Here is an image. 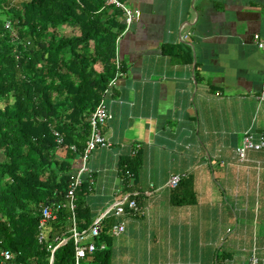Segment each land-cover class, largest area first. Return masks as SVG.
Returning <instances> with one entry per match:
<instances>
[{
    "label": "crops",
    "instance_id": "1",
    "mask_svg": "<svg viewBox=\"0 0 264 264\" xmlns=\"http://www.w3.org/2000/svg\"><path fill=\"white\" fill-rule=\"evenodd\" d=\"M125 2L140 17L120 39L125 74L105 97L112 146L90 152L78 200L92 222L136 195L139 212L111 218L125 226L112 264H248L253 252L264 264V148L248 162L234 151L246 132L264 136L253 39L264 38V0ZM136 144L142 164L125 183L118 162ZM173 175L192 177L195 203H171Z\"/></svg>",
    "mask_w": 264,
    "mask_h": 264
},
{
    "label": "trees",
    "instance_id": "2",
    "mask_svg": "<svg viewBox=\"0 0 264 264\" xmlns=\"http://www.w3.org/2000/svg\"><path fill=\"white\" fill-rule=\"evenodd\" d=\"M13 1L0 0V252L9 251L16 264H49L47 245L67 237L69 212L57 214L48 243L39 244V206L64 199L89 136L87 119L115 76V44L125 25L121 10L107 0ZM53 131L62 137L60 145ZM139 152L119 159L125 183L141 167ZM87 183L82 179L76 191L80 229L91 224L77 198ZM193 188L191 176L181 178L171 203H195ZM111 218L104 219L96 241L104 249L79 264H112L109 232L117 222ZM52 264H75L72 240L54 251Z\"/></svg>",
    "mask_w": 264,
    "mask_h": 264
},
{
    "label": "built area",
    "instance_id": "3",
    "mask_svg": "<svg viewBox=\"0 0 264 264\" xmlns=\"http://www.w3.org/2000/svg\"><path fill=\"white\" fill-rule=\"evenodd\" d=\"M16 0H14V4ZM125 0H107L105 3L111 7L117 8L122 12V20L125 25V28L121 35L117 38L115 44V68L116 73L115 76L112 77L108 83L107 88L104 90L103 95L97 106L94 108L92 113L88 117L89 123V136L85 142L84 149L80 154V159L77 162V167L73 174V177L68 184L67 192L64 196V199L61 201H53L51 203H46L39 206L40 210V220L38 225V235L37 240L39 244H47L48 243V226L55 222L57 219V214L63 210L67 209L69 215L67 217V237L57 236L55 237V241H57V245L53 248L52 243L50 242L47 245V248L51 250V256L49 259V264L53 262V253L54 251L61 245L65 244L68 240H72L75 251V264H79L82 259L86 257V255L93 253L97 248L104 249L105 245L100 243L97 246V239L101 233V227L103 226V221L107 217L110 216H120L126 214V209L129 213L136 214L140 211V207L138 206V202L136 200V195H124L119 200H117L113 205L107 208L99 217L94 219L88 228L80 229L75 214L76 208V191L80 188L82 184L83 176L88 172L87 162L90 152H93L97 148H106L109 149L112 144L105 137L103 133L104 125L108 120L112 118L111 113L106 107L105 97L111 94V89L115 86L117 79L122 77L125 73L122 66V60L120 56V48L119 43L120 39L125 32H127L130 26L139 19L140 12L137 9H133L128 7L125 4ZM10 28L9 21L5 23V28ZM254 42L257 48L262 51L264 54V38L259 36L258 34L253 35ZM29 45V42H27ZM257 100L259 104L264 105V92L261 93ZM53 134L56 137V142L60 145L63 141L62 137L58 134V132L53 131ZM139 145L136 144L132 147L131 152L129 154L131 156H135L136 152L139 150ZM264 148V136H260L256 141L253 135L249 132H246L241 140V144L236 147L235 154L240 162H248V152L254 151L258 152ZM73 151L76 150L74 146H71ZM250 162V161H249ZM257 169L259 168L258 162L256 164ZM128 176H130L129 172H126ZM182 175H173L171 176L166 186L170 189H174L178 186ZM124 223L117 222L112 227H110V233L113 236H117L124 232ZM0 264H16L13 262V255L6 250H1L0 252ZM248 264H260L259 258L256 256L255 252L251 254L248 259Z\"/></svg>",
    "mask_w": 264,
    "mask_h": 264
},
{
    "label": "rangeland",
    "instance_id": "4",
    "mask_svg": "<svg viewBox=\"0 0 264 264\" xmlns=\"http://www.w3.org/2000/svg\"><path fill=\"white\" fill-rule=\"evenodd\" d=\"M15 2H16V4H17V3L21 2V0H16ZM64 30L67 32V34H70L71 32H72V33H75L74 30H73V31H69L70 29H69V30H68V29H64ZM64 34H66V33L64 32ZM0 160H3V158H2L1 156H0ZM233 226H234V225H233ZM232 230H233V229H229V230L227 231V232H228L227 235H230L229 232H231Z\"/></svg>",
    "mask_w": 264,
    "mask_h": 264
}]
</instances>
